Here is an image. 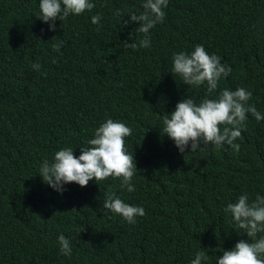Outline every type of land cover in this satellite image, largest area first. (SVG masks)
<instances>
[{"label":"trees","instance_id":"obj_1","mask_svg":"<svg viewBox=\"0 0 264 264\" xmlns=\"http://www.w3.org/2000/svg\"><path fill=\"white\" fill-rule=\"evenodd\" d=\"M39 2L0 0V264H191L198 251L208 256L202 264H216L247 239L227 204L264 196V120L248 114L238 152L209 145L181 154L163 135V112L207 92L173 76L172 56L203 45L231 67L218 90L246 89L264 114V0H168L150 47L137 49L123 41L145 34L123 21L143 11L141 0H92L94 9L57 20L55 31L37 18ZM109 118L132 130L125 146L136 160L135 191L114 177L68 183L63 193L42 181L44 160L64 147L79 156ZM109 192L145 215L129 224L105 209Z\"/></svg>","mask_w":264,"mask_h":264},{"label":"clouds","instance_id":"obj_2","mask_svg":"<svg viewBox=\"0 0 264 264\" xmlns=\"http://www.w3.org/2000/svg\"><path fill=\"white\" fill-rule=\"evenodd\" d=\"M167 5L168 0H141L143 11L140 14L127 13L129 19L123 24L138 22L135 31L144 33L145 38L131 43L123 41L124 47H150L147 34L157 23L163 22V9ZM39 8L37 18L48 23L49 30L55 31L57 20L62 22L69 15L90 12L95 4L92 0H40ZM124 14L118 13L120 18ZM101 19L96 14L91 17V22L99 24ZM62 46L63 42H60L52 47L59 51ZM40 67L38 62L32 65L36 71ZM170 72L173 76L179 75L184 85L204 86L207 92L199 102L187 95L177 102L173 111L163 112L166 113L162 121L163 135L174 141L181 154L196 152L209 145H228L238 152L240 145L235 141L241 137L248 114L251 113L257 121L264 120V114L248 103L251 92L242 87L218 90L220 79L231 73V67L221 63L219 56L209 54L203 45H195L190 53H174ZM131 134L132 130L123 122L109 118L95 129L93 138L80 146L79 156L74 155L73 148H61L55 152L51 162H42L38 174L45 184L59 193H63L64 185L68 183L75 182L84 187L91 180L98 182L109 177L119 178L122 189L135 191L132 178L137 170L136 160L125 146V138ZM103 206L129 224H135L137 216L145 215L143 207L124 202L114 192L105 194ZM224 211L231 214L239 230H235L237 234H246L247 239L238 240L231 249H223L222 255L217 256L216 264H264V196L258 195L250 201L247 193L241 194L235 202L228 203ZM83 229L78 228L76 232ZM57 240L61 254L70 257L72 248L69 239L60 234ZM207 258L205 251H198L191 264H202Z\"/></svg>","mask_w":264,"mask_h":264}]
</instances>
